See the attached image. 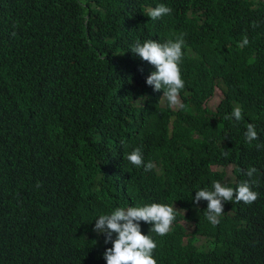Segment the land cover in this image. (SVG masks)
I'll list each match as a JSON object with an SVG mask.
<instances>
[{
	"label": "trees",
	"instance_id": "16d2710c",
	"mask_svg": "<svg viewBox=\"0 0 264 264\" xmlns=\"http://www.w3.org/2000/svg\"><path fill=\"white\" fill-rule=\"evenodd\" d=\"M159 4L172 12L151 20L147 9ZM181 34L183 107L171 108L146 83L155 66L131 47ZM235 106L243 120H225ZM247 123L259 134L251 144ZM258 145L264 0H0V264H107L112 242L93 230L96 219L152 203L176 210L170 233H150L157 264H264ZM137 147L156 169L125 160ZM216 181H255L259 198L224 202L213 226L208 201L194 197ZM140 225L149 234L152 225Z\"/></svg>",
	"mask_w": 264,
	"mask_h": 264
},
{
	"label": "clouds",
	"instance_id": "9594fccd",
	"mask_svg": "<svg viewBox=\"0 0 264 264\" xmlns=\"http://www.w3.org/2000/svg\"><path fill=\"white\" fill-rule=\"evenodd\" d=\"M172 9L159 4L154 8L147 9V16L151 20H157L163 16L171 14ZM185 41L183 34L176 39H169L164 43L157 40H146L143 43L138 39L131 50L142 60L155 66L146 80L149 86H153L155 91L163 89V96L171 108H182L183 103L180 92L185 88V81L182 78L181 64L184 58ZM249 44L247 37L240 43L243 48ZM235 119L237 122L243 120L242 108L235 106L230 115L224 117L225 120ZM245 143L259 139L256 126L253 123L246 124L244 132ZM264 147V145H258ZM227 151L224 153L226 156ZM125 160L130 162L137 169L143 168L145 172L156 169V164L152 161L145 163L142 149L137 147L131 153L125 154ZM243 171V170H241ZM258 170L252 166L247 170V176L252 177ZM255 181H245L239 184L236 189L224 186L220 181L213 184V190L200 189L196 191L194 197L198 205L201 200L208 201L205 210L206 219L213 225L219 224V218L225 213L224 202L234 201L252 204L259 198V193L254 191L252 185ZM37 188L41 185L37 183ZM195 212V211H194ZM186 215V212L183 213ZM176 220V210L171 205L152 203L142 207L129 206L128 208H116L109 215H100L95 222L93 229L97 233L106 235L105 242H112V247L104 253L107 264H157L154 258V251L157 248L156 241L150 233L165 236L173 230ZM187 220V219H186ZM146 222L152 227L149 234L145 235L141 230L140 222ZM113 234L115 239L113 240Z\"/></svg>",
	"mask_w": 264,
	"mask_h": 264
},
{
	"label": "rangeland",
	"instance_id": "374dc122",
	"mask_svg": "<svg viewBox=\"0 0 264 264\" xmlns=\"http://www.w3.org/2000/svg\"><path fill=\"white\" fill-rule=\"evenodd\" d=\"M223 99V92L222 90L219 88L216 92V96L209 102L208 106L211 107L212 109H216L219 104L221 103V100ZM215 169L219 170L221 168L219 167H216ZM225 172L227 173V176H226V182H232L234 177L232 175V172H233V167L230 166L228 167ZM196 214V216H200V213H198L196 210L194 212ZM185 224L188 228V230L190 231L194 226H193V223L191 221H189L188 219L185 220Z\"/></svg>",
	"mask_w": 264,
	"mask_h": 264
}]
</instances>
